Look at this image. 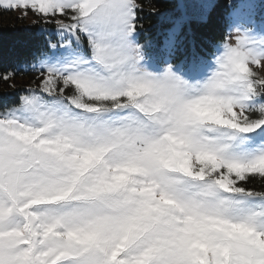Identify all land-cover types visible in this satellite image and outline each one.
I'll list each match as a JSON object with an SVG mask.
<instances>
[{"label":"snow or ice","instance_id":"snow-or-ice-1","mask_svg":"<svg viewBox=\"0 0 264 264\" xmlns=\"http://www.w3.org/2000/svg\"><path fill=\"white\" fill-rule=\"evenodd\" d=\"M145 6L0 0L47 37L27 87L0 75V264H264V15L228 0L176 64Z\"/></svg>","mask_w":264,"mask_h":264},{"label":"trees","instance_id":"trees-1","mask_svg":"<svg viewBox=\"0 0 264 264\" xmlns=\"http://www.w3.org/2000/svg\"><path fill=\"white\" fill-rule=\"evenodd\" d=\"M151 5L157 12H151L146 0L141 14L144 25L141 42L150 41L155 56L170 58L176 64H187L195 58L208 56L220 44L228 27V0H213L210 8L204 11L206 17L199 20H178L184 10L183 0H151ZM44 41L35 26L21 23L17 17L6 22L0 20V75L16 71V83L23 75L21 67L35 62L43 50ZM169 42L171 47H168ZM16 85L20 87L18 83ZM13 92L0 81V103L10 102Z\"/></svg>","mask_w":264,"mask_h":264},{"label":"rangeland","instance_id":"rangeland-1","mask_svg":"<svg viewBox=\"0 0 264 264\" xmlns=\"http://www.w3.org/2000/svg\"><path fill=\"white\" fill-rule=\"evenodd\" d=\"M178 1H181V0H178ZM183 1H185V5L183 7L184 10L183 12H181L178 20L179 19L180 20L182 19L184 20L204 19V17H206V14H207L204 11L208 10L210 8L211 3L213 2V0H183ZM256 2H257V13H258V19H259L260 15H264V9H263V4H261L260 0H256ZM179 3L182 4V2H179ZM18 16H20L19 12L8 13V12L0 11L1 21L6 22L10 20V18L18 17ZM20 22L26 25L35 26L36 32L42 37H44L45 39L47 38L46 35L41 32L40 27H37L34 24V17H32L31 15L26 19L20 20ZM30 66L31 65H25L21 67L23 71V75H21L20 79L16 82L18 83L20 87H27L35 77V74L31 71ZM254 184L257 189L262 187L259 181H254Z\"/></svg>","mask_w":264,"mask_h":264}]
</instances>
